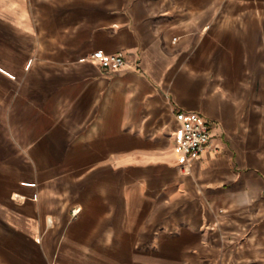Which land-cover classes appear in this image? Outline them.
<instances>
[{
    "label": "crops",
    "instance_id": "obj_1",
    "mask_svg": "<svg viewBox=\"0 0 264 264\" xmlns=\"http://www.w3.org/2000/svg\"><path fill=\"white\" fill-rule=\"evenodd\" d=\"M236 2L0 0V264H264V0ZM181 112L212 124L189 164Z\"/></svg>",
    "mask_w": 264,
    "mask_h": 264
},
{
    "label": "built area",
    "instance_id": "obj_2",
    "mask_svg": "<svg viewBox=\"0 0 264 264\" xmlns=\"http://www.w3.org/2000/svg\"><path fill=\"white\" fill-rule=\"evenodd\" d=\"M92 61L103 69L119 70L126 64L121 55L107 54L104 51H96ZM180 129L177 136V152L183 163L189 164L200 157L209 146L212 136V124L198 113L181 112L179 115Z\"/></svg>",
    "mask_w": 264,
    "mask_h": 264
},
{
    "label": "rangeland",
    "instance_id": "obj_3",
    "mask_svg": "<svg viewBox=\"0 0 264 264\" xmlns=\"http://www.w3.org/2000/svg\"><path fill=\"white\" fill-rule=\"evenodd\" d=\"M221 5H226L227 7L235 5L237 2L236 0H220ZM218 17V15H216ZM217 20V19H215ZM249 48V47H248Z\"/></svg>",
    "mask_w": 264,
    "mask_h": 264
}]
</instances>
